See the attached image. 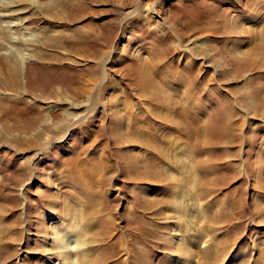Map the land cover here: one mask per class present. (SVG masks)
<instances>
[{
    "label": "rangeland",
    "instance_id": "rangeland-1",
    "mask_svg": "<svg viewBox=\"0 0 264 264\" xmlns=\"http://www.w3.org/2000/svg\"><path fill=\"white\" fill-rule=\"evenodd\" d=\"M263 31L264 0H0V79L2 59L24 61L27 67L28 108L14 106L11 117L4 109L7 124L36 129L37 113L30 107L44 109L45 160L57 131L61 140L74 127L69 140L60 142V161L50 155L38 166L45 168L47 181L31 183L27 200L33 205L27 213L17 161L31 160L33 171L39 162L29 152L16 154L15 161L0 145V217L19 229L16 237L6 232L1 256L16 248L20 264L45 263L40 254L25 259L30 218L33 228L46 233L35 241L41 252L47 248V259L55 257L54 264H81L84 240L77 231L86 228L99 239L87 256L96 264H264V55L248 52L254 34ZM142 62L149 64L146 71L157 63L161 77L173 82L158 105L148 103L138 81ZM54 86L59 130L50 119L53 99L47 95ZM173 93L180 104L188 100L190 108L207 111L216 128L206 159L212 165L199 166L210 183L195 184L194 195L184 180L198 166L191 163L186 172L178 163L196 158L193 142L183 128H172L181 117L164 105ZM2 94L19 100L0 86ZM151 114L157 115L151 125L156 136L148 145L162 147L154 169L166 176L158 181L145 178L138 164L148 154L146 142L140 143L146 125L141 117ZM87 160L97 168L92 189L80 185L90 180L87 175L78 180L65 170L77 163L85 169ZM98 162L109 170L99 171ZM87 190L94 194V215L83 201L92 195ZM74 192L82 194L76 199ZM49 227L65 232L67 260L46 239Z\"/></svg>",
    "mask_w": 264,
    "mask_h": 264
},
{
    "label": "bare ground",
    "instance_id": "bare-ground-1",
    "mask_svg": "<svg viewBox=\"0 0 264 264\" xmlns=\"http://www.w3.org/2000/svg\"><path fill=\"white\" fill-rule=\"evenodd\" d=\"M254 36L257 37V39L254 40V43L251 46L252 48H251V50L248 49V52L258 54L259 56H263L264 55V31L262 33L257 32L256 34H254ZM37 56L39 59H43L41 57V55H37ZM1 64H3V66H4V72L5 73L3 75V78L0 79V86L6 91H12V93H14L15 95H17L19 97V100L14 101V99L13 98L10 99L7 94H2V96L0 97V145L4 146V148L8 150L7 151L8 153H6V154H10L11 152L14 153L11 155H12V159L13 160L15 159V161H17L15 158L16 154H18L19 157H22L23 155H25L26 153L29 152V153H32L31 159L33 161L38 160V162H39L37 167L33 171L31 160L30 161L23 160L22 162L17 161V166L22 169L21 177H22V181L24 182V184H23V202H24V205L26 206V213H27L28 209H30L33 205L32 202L30 203L27 200L28 199L27 195L29 194V188H30L31 183L36 182V181L39 183H42L43 181H45V182L47 181V177L45 175V173H46L45 168L40 169V168H38V166H40L43 163V161H44V163H45V161H48V159L51 158L50 155H53V157L55 158L56 161L61 159V157H60V154H61L60 142L63 143V142H66L67 139L69 140V136H71L74 132L73 131L74 127L72 128V126H70L66 130L68 132L66 134V137H64L61 140H60V131H57L58 135H56L52 139V146H51L52 150L50 152H48L50 155H48V158H46V160H45L44 155L46 154L48 149L44 146V143L46 140V137H44V135H45L44 131H47V129L45 127V125L47 123V121H46L47 118L45 117V114L43 113L44 109L38 107L37 105H33L31 107L29 106L30 108L34 109L35 112L37 113L36 120H37V124L39 125V127H37L36 129H33V130L27 129V127L23 126V125L22 126L17 125L16 130H15L13 128V126H9L7 124L8 120L6 119L7 114H9L8 117H11L13 115L12 109L14 106H17L18 108H20L22 110H26L28 108V103L26 102V100H24V98L26 96L23 97L24 94L26 93V88H27L26 87V80H27L26 64L24 63V61L20 62V61L15 60V59H10V60L2 59ZM157 65L158 64L156 63V65L153 69L150 68L151 71L149 70L150 71L149 72L148 69L146 71V68L149 66V64L145 65L142 62L139 65V68L137 69V73H136V75H138V77H137L138 81H139V83L143 89L142 91H146L145 92L146 93V100L148 101L149 104H152V105H155V104L158 105L160 98H162V96L166 94V91L170 90L171 87L172 88L174 87L173 82L166 81L165 77L163 75H162L163 77H161V73L159 74V72L156 71V68L158 67ZM159 78H161V79H159ZM157 79H159V80H157ZM160 80H161V83L159 82ZM74 91L78 92V93L80 91V93H83L86 90L83 87V89H80L79 91H78V89H75ZM47 95L51 96V98L53 99L52 100V102H53L52 111L50 112L51 113L50 119L54 124L55 130H57V129L59 130V113H58V108H57L58 107L57 86L52 87L51 90L49 91V94H47ZM12 96H14V95H12ZM168 97H169V99L165 100L164 105L170 110H175L176 113L178 114V116L181 117V119L179 118V121H174V122L172 121V123H171L172 128L173 129L183 128L185 130L184 135H186L193 142V145H192V143L190 145L187 142L188 143L187 147H189V145H190V151L195 152L194 154L196 155V158L194 157L195 158L194 160H191L192 158L189 159V161L191 160L190 162L189 161L187 162V160H185L183 158V159L178 160V163L180 164V168L183 171H186V169L188 170V168H190V166L192 165L191 163H194V165H196V167L198 166V170L195 171L193 174L191 173V170H190V172L188 173V177L185 178V180H184L185 186H187L190 189L191 193H193V195H194V192L197 191V190H195L196 189V187L194 186L195 184L201 185L204 187L210 183L209 182L210 181L209 174H208V172H206L207 171L206 169L207 168L210 169L212 164H210V161H209L210 165L206 164V162H208L207 161V160H209L208 157H210L211 148H212L211 141L214 138L216 128L213 127L212 118H210L209 114H207V111L206 112L198 111V110H194L193 108H190L189 103L187 102L188 100L186 101V103L182 101L183 103L180 104L181 101L177 99L178 98L177 93L168 94ZM241 102L243 103L244 101L241 100ZM178 103H179V106H178ZM4 109L7 110V112H8L7 114H5ZM234 113L236 114V112H234ZM156 114H157V112H156ZM156 114H151V116L149 118H145V116L143 117V115H142L141 121H143L146 125H145V128H143L139 132V136L141 138V141L140 140L139 141L141 144H145V142H146L145 145H146V148H148V154H147V161H145L144 156L141 155L139 157V163L138 164L140 165V168L144 171L143 172L144 177L149 178L150 181L151 180L152 181H155V180L158 181V180H160V178H164L162 176H165L164 172H163L164 175L161 174L162 173V172H160L161 170L159 171V169L158 170L154 169V168H157V163L160 162L159 158L162 157V154H161L162 149H160L161 146L155 148V146H156L155 145L154 147H151L153 144L152 140L155 139V136H156L155 130L151 127V125L154 121V117L156 118V116L158 115V114L157 115ZM236 126L238 128H241V127H239L240 124L239 125L237 124ZM241 126H242V123H241ZM2 133L5 135L4 138L2 137ZM135 137H137V136H135ZM238 137H240V136L239 135L235 136V141H237V142L239 141ZM209 139H211V140H209ZM148 144H150L151 146L149 147ZM142 148L145 149L144 147H142ZM190 151H188V153H191ZM144 153L146 154V152H144ZM182 157H184V155ZM23 158H21V159H23ZM88 160H87V163L85 164L87 168L89 167L88 169L87 168L84 169L83 167H81L80 164L77 163V165L65 166V170L74 173L78 180L81 179V177H83L84 175H87V177H89L90 180H88V178H87V180L85 179L86 184H84V181H83V183L80 182V185H82L83 187L86 186V189H90V188L92 189L93 185H91V183H93V182H92L91 178H93L95 176V169H97V168L94 167L95 163L92 160L91 161H88ZM166 161H168V163L170 162L167 159H166ZM166 161H164V162H166ZM83 165L84 164H82V166ZM75 166H78V167H75ZM159 166H160V164H159ZM199 166L206 168L205 169L206 171L202 170L200 173ZM79 167L82 169L80 170ZM97 167L99 168L98 170L102 171V172H105V170L106 171L109 170L108 166L104 162L103 163L98 162ZM28 169H30V170L26 171ZM74 170H76V172ZM81 171H84L85 173L83 175H81V173H80ZM193 171H194V169H193ZM24 191H27V192L24 194ZM87 192H89L92 195L87 196L85 199H83V201H84V203H87L90 206L88 213L91 215H94L95 206H96V204L93 203L94 202L93 201L94 200L93 199L94 194L90 190H87ZM80 194H82V192ZM80 194L76 195V192H74L73 196L76 199H78V197H80ZM204 195H205L204 193H200L201 197H204ZM198 198H199V196H197V197L195 196L193 198L194 202H197L200 199V198L199 199ZM16 204H18L17 198H16V202H15V199H13L11 205H13V207H14ZM0 213L3 214L4 212L0 210ZM79 215H80L79 211L76 210V212L73 216L78 217ZM29 219L26 218V223H28L29 225H28V228L26 230V234H27L26 238H24L26 241V248H27V250H26L27 255L25 256V259H26V257L31 258V259H35V258H37L35 255L40 254V257H41L40 259L45 262L44 264H54L51 259H54L55 257L51 256V258L47 259L46 254L44 253V251H47V248L45 247L44 249H46V250H43L41 252V250H42L41 244H37L35 241L37 239H40L41 237L43 239V237L46 233L44 234V231L41 230V228H39L40 226H38V225H35V227L33 228L34 222H31ZM0 220H1V223L3 226V228H2L3 231L0 232V243L4 239V235L6 234V232H9V233L13 232V237L14 236L16 237L19 235V233H18L19 229H16L17 223H15L12 220L7 222V220H6V222H5L6 224H4L2 221V217H0ZM34 224H36V222ZM62 226H64V225H62ZM45 228H46V226H45ZM46 231H48L47 232L48 235H47L46 239L53 240L52 243L53 242L54 243L52 245H55L58 248L60 247L59 248L60 249V251H59L60 255L62 256L63 260H67L66 251H67V249H69V246H67V245H66L67 247L64 246L65 240L62 239V236H63V234H65V232L56 234V233H54L55 231H53L51 229V227L47 228ZM77 232L81 236V238L84 240V242L83 243L81 242L82 244L79 245L80 249H81L80 257H78L79 262H81V264H96L97 260L95 261L94 260L95 258L93 260H88L87 256L89 253L91 254V251H93V247H95V246H93V244L95 242L97 243L99 240L97 237V232H92L88 228L80 231V233H79V231H77ZM53 234L55 237H52ZM30 245H32L31 246L32 251H30L28 249V247H30ZM16 251H18V249L14 248L13 252L12 253L10 252L11 254L9 255V257H3V255L1 256V253H0V264H12L15 261H17L15 264H20L21 261L19 262V259H18L20 257H18ZM51 253L55 254V256H57V254H58L54 250H51ZM49 255L50 254H48V256ZM60 255H59V257H60ZM96 258H98V260H99V257H96ZM46 259L49 261H46ZM69 259H71V258H69ZM28 263H30V261ZM37 264H39V262ZM69 264H74V262L69 261Z\"/></svg>",
    "mask_w": 264,
    "mask_h": 264
}]
</instances>
